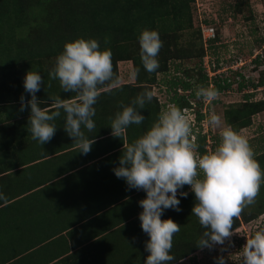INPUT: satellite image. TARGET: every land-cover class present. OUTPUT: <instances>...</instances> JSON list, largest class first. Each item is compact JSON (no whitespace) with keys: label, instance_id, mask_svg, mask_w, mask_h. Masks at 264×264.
<instances>
[{"label":"trees","instance_id":"16d2710c","mask_svg":"<svg viewBox=\"0 0 264 264\" xmlns=\"http://www.w3.org/2000/svg\"><path fill=\"white\" fill-rule=\"evenodd\" d=\"M195 2L0 0V264H145L149 255L145 245L150 237L141 227L139 214L143 209L139 201L146 198V192L129 189L126 181L114 174L123 140L111 135L110 123L122 111L121 105H130L145 90L153 91L158 75L168 73L172 62L203 58L201 26L194 23ZM251 9V0H236L233 15L247 12L250 15L245 17L251 20ZM144 29L157 31L163 41L157 57L160 67L153 73H148L141 62L138 37ZM185 35L189 37L183 40ZM79 38L96 39L101 50L110 49L114 71L119 76L120 62H132L134 68L140 69L135 82H121L119 88L103 91L99 96L94 105L95 131L85 133L95 140L87 155L79 152L73 138L64 131L62 109L61 117L54 121L57 131L44 145L34 141L27 130L30 106L19 111L21 95L31 99L24 89V78L31 70L44 78L45 85L37 93L39 100L47 101L40 105L42 108L51 104L49 96L76 95L63 92L58 80L49 79V72L64 45ZM221 44L217 32L208 50L220 52ZM241 58L233 54L225 61L232 66ZM216 62L214 71L221 69V64L226 65L224 60ZM201 63L202 59L198 78L185 70L189 79L171 82V102L182 110H193L195 105L189 99L196 98L199 86L222 93L232 85L225 74L210 78ZM253 63L256 70H263L264 56L259 55ZM236 71L239 78L245 77L239 73L241 70ZM249 87L251 92L244 101L232 104L224 112L226 125L238 132L252 126L254 117L264 112V99L253 100L256 91L264 88V70L256 83L248 78L239 89ZM163 107L154 96L140 110L146 117L143 124L127 129V142L143 135ZM196 113L193 134L199 144L198 152L203 155L215 148L210 150L208 134H203L204 114ZM262 143L264 137L250 142L264 169ZM182 191L188 192L187 197L178 194L182 210L167 209L161 217L171 218L181 226L170 252L175 259L169 264L191 258L201 250L197 242L206 231L192 215L195 194L188 185ZM262 216L264 185L255 203L235 220L233 231ZM258 228L264 229V222Z\"/></svg>","mask_w":264,"mask_h":264},{"label":"clouds","instance_id":"9594fccd","mask_svg":"<svg viewBox=\"0 0 264 264\" xmlns=\"http://www.w3.org/2000/svg\"><path fill=\"white\" fill-rule=\"evenodd\" d=\"M138 41L144 69L148 73L156 72L160 67L157 57L163 47L159 33L144 29ZM108 42L105 38V43ZM139 71V68L132 69L128 79L136 80ZM49 79L58 80L63 92L76 95L69 98L49 96L51 104L42 108L40 105L47 101L39 100L37 93L45 85L44 78L38 72H27L24 89L31 94V99L27 100L22 94L19 109L23 112L30 106L27 130L40 145L50 142L57 131L54 121L61 117L62 109L64 131L73 138L79 152L87 155L95 143L85 134L96 128L94 105L103 91L121 85V77L114 71L112 52L101 50L96 39L79 38L68 42L49 72ZM195 94L205 102L220 96L219 90L204 86H199ZM154 96L151 90L141 92L130 105H121L122 111L111 119V135L123 140L119 167L113 171L117 178L126 181L129 189L146 192V198L139 201L143 209L139 214L141 227L150 237L145 245L149 253L145 264H169L175 259L170 252L181 226L171 218L161 217L167 209L182 210L178 191L188 185L195 194L192 215L206 229L197 247L212 249L231 240L235 220L246 207L255 203L264 185V169L255 158L248 138L224 125L215 112L208 116V123L220 130V142L213 151L199 154L187 109L182 110L174 104L163 108L148 130L128 143L127 129L143 124L146 117L140 110L151 103ZM187 195L188 192L179 191V196ZM218 264H224V257L218 258ZM241 264H264V229L247 237Z\"/></svg>","mask_w":264,"mask_h":264},{"label":"rangeland","instance_id":"374dc122","mask_svg":"<svg viewBox=\"0 0 264 264\" xmlns=\"http://www.w3.org/2000/svg\"><path fill=\"white\" fill-rule=\"evenodd\" d=\"M235 4L236 0H196L194 4L195 26H201V22H204V24L208 23L207 25H213L221 36V46L223 47L220 49V52L216 50H206L205 48L204 56L201 58V66L206 70L204 67L206 66V62L211 66L210 64L212 62L217 64V60H224V64L226 65L222 66L221 64L220 73L229 76L228 78H231L230 82L232 84L230 89L220 93V96L211 102H205L203 99H198L197 97L189 99V102L195 105L192 111H187L192 125L194 126L196 124V112H201L205 116L204 120L201 122V127L203 134H208L210 150L215 148V146H217L216 144L220 142V130L214 129L209 125L208 116L212 112H215L221 117L223 124L226 125L224 117L225 110L232 104L242 103L245 96L251 92V87H249V89L246 88L247 90L239 89L240 83L248 78L256 83L260 77V73L264 70H256L253 63V55L256 54V52H261L264 46V0H251V15L253 18L251 20L246 19L245 16L250 15L247 12L242 15L234 16ZM188 37V35H185L183 40H186ZM249 51L250 54L251 52L253 53L252 56H249ZM233 54L242 57L238 65L233 67L234 69L228 66V63L225 61L226 58H229ZM262 56H264V51L261 57ZM201 59L194 58L182 62L174 61L171 63L168 73L158 75V83L153 85V91L155 92V96H157L159 101L163 104V108H166L169 104H173L171 99L174 93L170 90L171 82L178 78L182 80L189 79L185 70H188L191 75L198 78ZM238 66H241L242 69L239 73L243 74V76H245L244 78H239L237 74L234 73L233 70H238ZM119 69L122 83L135 82V80L128 79V73L134 69L132 62H120ZM254 70H256V72ZM225 76L223 78H225ZM180 94L183 93L180 92ZM185 94L189 95L190 92ZM255 95L256 97H254L253 100L257 101L264 99V88L258 89ZM198 103L202 105L199 106ZM253 120L252 126L240 131L242 135L248 138L249 142L264 137V112L256 115ZM256 147L259 148L260 146L257 145ZM190 189L189 186V190ZM179 191H182V189ZM261 224L262 218L256 222L242 224L241 227L234 231L231 240H226L224 245H216L212 249L203 248L196 252L193 257L181 260L176 264H218V258L221 256L224 257V264H241L242 248L246 244L247 237L252 236L255 231L259 230L258 227H260Z\"/></svg>","mask_w":264,"mask_h":264},{"label":"built area","instance_id":"2783aa9c","mask_svg":"<svg viewBox=\"0 0 264 264\" xmlns=\"http://www.w3.org/2000/svg\"><path fill=\"white\" fill-rule=\"evenodd\" d=\"M207 24L208 23L204 24V22H201V32H202L203 44H204L205 48L208 50V48L210 46V41L216 38L217 31L213 25H211V24L207 25ZM263 48L261 49V52H256V54L253 55L254 59H256V57H258L259 55H263V51H264ZM250 61H252V60H250ZM238 63H239V61L237 63L233 64L231 66V68L234 69L233 67L238 65ZM210 65L211 66H209L206 62V66H204L206 69V72L210 76V78L221 74L220 69L214 71V69H216V63L212 62ZM238 68H239L238 70L242 69L241 66H238ZM234 71H236V70H234ZM187 111H192V110H187Z\"/></svg>","mask_w":264,"mask_h":264},{"label":"crops","instance_id":"0c3cea01","mask_svg":"<svg viewBox=\"0 0 264 264\" xmlns=\"http://www.w3.org/2000/svg\"><path fill=\"white\" fill-rule=\"evenodd\" d=\"M261 218H262V222H264V216H262Z\"/></svg>","mask_w":264,"mask_h":264}]
</instances>
